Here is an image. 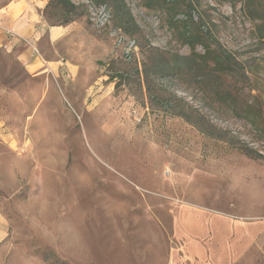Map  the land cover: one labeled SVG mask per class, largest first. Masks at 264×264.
<instances>
[{
	"label": "rangeland",
	"instance_id": "rangeland-1",
	"mask_svg": "<svg viewBox=\"0 0 264 264\" xmlns=\"http://www.w3.org/2000/svg\"><path fill=\"white\" fill-rule=\"evenodd\" d=\"M185 1L49 0L44 74L0 50V264H169L190 205L259 223L230 264H264V0ZM190 13L246 71L224 108L179 39Z\"/></svg>",
	"mask_w": 264,
	"mask_h": 264
},
{
	"label": "crops",
	"instance_id": "crops-1",
	"mask_svg": "<svg viewBox=\"0 0 264 264\" xmlns=\"http://www.w3.org/2000/svg\"><path fill=\"white\" fill-rule=\"evenodd\" d=\"M48 2L0 0V50L15 53L29 73L41 75L47 67L24 40L37 44L49 36L54 41L65 30L46 27L42 11ZM173 225L179 245L170 252L169 264H230L244 254L262 230L259 223L191 205L178 209Z\"/></svg>",
	"mask_w": 264,
	"mask_h": 264
},
{
	"label": "trees",
	"instance_id": "trees-1",
	"mask_svg": "<svg viewBox=\"0 0 264 264\" xmlns=\"http://www.w3.org/2000/svg\"><path fill=\"white\" fill-rule=\"evenodd\" d=\"M120 5L124 4V0H117ZM167 0H148V7L162 8ZM173 9H179L183 4L189 7V4L185 0H172L171 2ZM187 29L179 34V39L182 43L188 44L193 50V55L201 57V61L206 65L210 66V72L205 74V79H212L215 81L216 87L214 88L215 95L217 96L218 106L223 107L228 105V101L223 99L230 94V87L227 84V79L236 75L239 81L244 83L246 79V71L243 67V63L238 60L237 56L230 53L219 41L211 35V27L208 24L209 21L204 16H199L197 21H194V15L190 13L184 21ZM197 47H201L202 52L197 54L195 52ZM154 55L153 64L158 69L173 68L172 59L169 57L162 56L160 50H156ZM193 56H178V61L185 59H191ZM150 87L149 81H147ZM242 96V92H239ZM245 112V108L241 110ZM181 117H185L190 120L193 124L197 125L201 132L209 134L213 138H221L226 140L227 137L224 134H216L215 131L206 128L205 120L202 118L194 119L191 115V111H181L178 113ZM243 119L248 117L244 114L239 113Z\"/></svg>",
	"mask_w": 264,
	"mask_h": 264
},
{
	"label": "built area",
	"instance_id": "built-area-1",
	"mask_svg": "<svg viewBox=\"0 0 264 264\" xmlns=\"http://www.w3.org/2000/svg\"><path fill=\"white\" fill-rule=\"evenodd\" d=\"M24 44H25V45H28V46H30V47L32 46L33 49H34V51L37 52V53H39V48H38V46L35 44L34 41H32V40H28V39H25V40H24Z\"/></svg>",
	"mask_w": 264,
	"mask_h": 264
}]
</instances>
